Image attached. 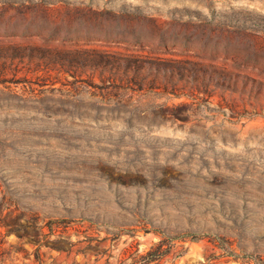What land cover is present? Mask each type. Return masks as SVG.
<instances>
[{
    "label": "rangeland",
    "instance_id": "1",
    "mask_svg": "<svg viewBox=\"0 0 264 264\" xmlns=\"http://www.w3.org/2000/svg\"><path fill=\"white\" fill-rule=\"evenodd\" d=\"M0 264H264V0H0Z\"/></svg>",
    "mask_w": 264,
    "mask_h": 264
},
{
    "label": "trees",
    "instance_id": "2",
    "mask_svg": "<svg viewBox=\"0 0 264 264\" xmlns=\"http://www.w3.org/2000/svg\"><path fill=\"white\" fill-rule=\"evenodd\" d=\"M84 58V57H83ZM86 60L89 61L91 66L94 68H100L104 70H124L126 72L129 71H136L140 73L144 71L146 68L154 69L155 71H160L161 69L168 70L172 73H180L183 74V70L181 67L176 65L167 64L163 67V63H157L156 61H147L145 59H132L131 57H118L113 58L112 56L103 55L102 53L95 52L92 57L86 55ZM162 65V66H161ZM161 240L155 243L153 246L150 247L149 250L143 254V257L146 258L145 263H149L152 261L157 260L162 254L163 251L159 248L161 245Z\"/></svg>",
    "mask_w": 264,
    "mask_h": 264
}]
</instances>
